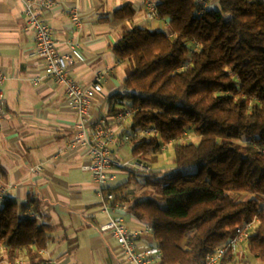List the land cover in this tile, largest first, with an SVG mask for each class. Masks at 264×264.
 <instances>
[{
	"label": "trees",
	"instance_id": "1",
	"mask_svg": "<svg viewBox=\"0 0 264 264\" xmlns=\"http://www.w3.org/2000/svg\"><path fill=\"white\" fill-rule=\"evenodd\" d=\"M155 5L167 32L133 26L112 48L129 69L123 90L108 98L107 115L132 107L124 131H151L132 143L133 160L152 163L169 144L176 169L196 166L197 172L151 171L145 184L159 193L133 203L128 183L111 191L150 228L160 264H202L253 220L245 251L264 264V0ZM134 15L127 4L113 18ZM188 131L198 143H181ZM40 207L34 195L24 204L10 198L0 204V262H43L40 252L54 227L42 220Z\"/></svg>",
	"mask_w": 264,
	"mask_h": 264
},
{
	"label": "crops",
	"instance_id": "2",
	"mask_svg": "<svg viewBox=\"0 0 264 264\" xmlns=\"http://www.w3.org/2000/svg\"><path fill=\"white\" fill-rule=\"evenodd\" d=\"M55 1V7L39 10V16L50 25L56 40L61 43L73 40L78 45L72 53L71 77L81 85H88L97 72L107 67L112 69L103 81L102 92L93 100L89 116L92 125L98 118L108 116V98L123 90L126 65L119 61L112 48L121 38L123 27L128 30L134 25L142 27L147 22L143 0ZM207 1L202 0L205 7ZM210 3L212 7L216 6V0ZM127 4L134 9V17L126 21L114 20V11ZM71 7L77 8L80 14V28L71 23ZM153 27L151 29L162 31L167 28V22L157 21ZM33 48V32L23 16L21 1L0 0V70L6 75L2 86L6 114L0 124V187L7 189L8 198L20 203H26L30 195L41 201V218L54 227L46 249L40 252L43 261L125 264L110 233L100 230L108 218L102 210L91 174L82 169L88 163V156L82 149L68 148L75 132L76 114L66 100L64 87L47 78H42L38 85L33 83L36 77L43 76L42 61L29 56ZM60 50L67 52L64 44ZM112 129L118 137L111 146L113 155L118 160H125L131 148L119 144L123 128L112 123ZM39 162L42 163L41 170L32 173L30 169ZM119 174L123 173L117 174L116 180L109 184L110 188L127 183L115 184ZM126 174L127 178L132 176ZM125 191L131 198L134 196V191L127 185ZM122 216L132 231H142L146 227L128 210ZM137 243L155 247L148 234ZM242 247L245 246L241 245L238 258L260 264ZM69 250H73L72 254ZM15 262L4 259L0 264Z\"/></svg>",
	"mask_w": 264,
	"mask_h": 264
},
{
	"label": "built area",
	"instance_id": "3",
	"mask_svg": "<svg viewBox=\"0 0 264 264\" xmlns=\"http://www.w3.org/2000/svg\"><path fill=\"white\" fill-rule=\"evenodd\" d=\"M20 1L22 3L23 16L34 36V48L29 56L37 57L43 63V76L36 77L33 83L38 85L42 78H47L55 85L63 86L66 100L76 114L75 132L68 142V148L70 150L82 149L88 156V163L82 169L91 174L100 196L102 210L108 218L107 223L101 226L100 230L110 233L123 254L125 264H160L162 255L158 247L139 246L137 243L141 237L151 233L150 228L146 226L142 231L130 230L122 216L128 210V205L117 201L115 193L109 187V184L116 180L119 172L151 174L149 166L142 162L118 160L114 157L111 146L118 140V137L114 135L112 123L123 128V132L119 136V144L130 148L135 140L149 135L151 131L148 129L124 131L128 128L135 112L132 107L119 109L112 117H100L91 125L89 116L93 100L96 95L102 92L103 81L112 69L107 67L103 71L97 72L88 85L79 84L69 73V67L73 63L72 53L78 45L73 40H66L63 43L56 40L50 25L39 16V10L52 9L56 6V1ZM198 3L205 7L202 0H198ZM143 7L147 20H161L153 1L143 0ZM69 16L74 27L80 28L82 26L77 8L71 7ZM63 44L67 48V52L60 50ZM5 80L6 75L0 70V124L6 114V102L2 90ZM166 149H169V144H163L160 148L161 151ZM41 168L42 163L39 162L30 171L36 174ZM7 198V189L0 187V204ZM255 224L256 220H253L238 228L233 238L216 248L213 252L206 254L202 264H234L233 259L240 253L241 245L246 246ZM14 264H25V261L22 259L17 260ZM41 264L58 263L52 260H45Z\"/></svg>",
	"mask_w": 264,
	"mask_h": 264
},
{
	"label": "rangeland",
	"instance_id": "4",
	"mask_svg": "<svg viewBox=\"0 0 264 264\" xmlns=\"http://www.w3.org/2000/svg\"><path fill=\"white\" fill-rule=\"evenodd\" d=\"M156 0H153V2L155 3ZM211 0L207 1V6L206 7H212V4L210 3ZM216 7V6H215ZM156 20H147V22L145 21L144 25L142 27L144 28H154V24L156 23ZM135 26V25H134ZM133 27V26H132ZM126 28L123 27L122 31H125ZM168 28H165L163 31L167 32ZM129 66L125 67L126 69V73L128 72V68ZM199 141V137H197L195 134H193L191 131H188L186 133V135L184 136V138L181 140V143H198ZM174 159V154L171 148L166 149L165 151H161L160 153L157 154V159L152 162H150V158L145 159L144 163L145 165L149 166V168L151 169V171H153L156 174H168V175H174L176 173L180 174V175H190V174H194L195 172H197V167L196 166H191V167H186L183 169H176L175 164L173 162ZM125 160L127 161H133V157L130 154L128 155V157L125 158ZM128 174H126L125 172L123 174H119L117 181L115 184L118 183H123L124 181H127V188L132 189L134 191V196L132 197V203L136 202V201H140V200H144L148 197H151L153 195H155L156 193H159L160 188L158 187H154V186H146L145 184V175L144 174H134L132 176H129L127 178ZM148 236L151 237V233L148 234ZM153 242V241H152ZM65 244H68L67 242H65ZM69 245V244H68ZM76 249V248H75ZM242 249H245V247H242ZM73 250H69V254H72ZM57 253H54L53 255H56ZM71 257H73L72 255H70ZM239 259L238 263L237 260ZM236 263L237 264H241V263H245V264H256V262L254 263L252 260H248L247 262H244L243 257H237ZM25 264H28V262L26 260Z\"/></svg>",
	"mask_w": 264,
	"mask_h": 264
}]
</instances>
